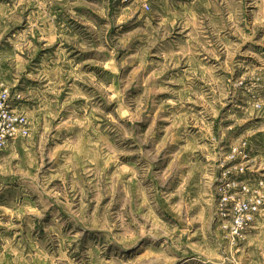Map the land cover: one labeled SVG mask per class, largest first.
Listing matches in <instances>:
<instances>
[{
  "label": "rangeland",
  "instance_id": "1",
  "mask_svg": "<svg viewBox=\"0 0 264 264\" xmlns=\"http://www.w3.org/2000/svg\"><path fill=\"white\" fill-rule=\"evenodd\" d=\"M19 8L28 15L34 14L29 19H24L23 16V21L13 20L9 34H0V93L7 90L19 108L28 105L32 114H35L29 116V119L37 126L29 137L18 139L12 144L16 146V155L10 163L11 147L0 152V184L5 185L0 190V221L6 224L9 219H13L14 223H20L12 215V205L23 204L28 198L24 182L15 168L26 155V141L37 143L47 156L50 150L62 148V144L56 140L57 132L66 134L65 139H71V133L85 125V119L89 125L93 123L92 110L97 107L99 112L94 113L95 124L106 127L107 121L115 127L119 123L123 125L124 131L132 132L131 136L125 137L124 147H117L113 143L115 132L104 137L113 154L119 153L116 156L117 162H131L121 169L124 176L118 179L128 177L129 183H132L130 172L136 167L135 161L140 159L139 153L155 154L156 159L147 179L157 193L156 208L152 212L161 224L168 227L178 224V213L169 208V203L177 206L179 214H183V204L191 200L194 206L187 214L189 217L194 216L199 208L195 204L202 179L199 168L208 164L218 166L222 162V156L234 155V159L224 161L223 168L217 167L213 179L214 188L226 186L230 182L244 184L252 189H259L264 184V107H255L264 101V79H252L246 74L248 68L262 67L257 56L264 59V44L260 42L264 40V27H260L255 18L248 15L253 10L258 13V7L253 5L245 13L244 24L240 27H248L249 30L243 31L241 36L236 35L235 41L231 35V44L240 45L237 53L231 56L232 64L246 62L245 69L236 68L232 71L224 70L232 67L228 63L230 52H225L222 56L212 55L207 61L203 60V56H208L211 48L206 51L201 47L199 51L203 56L196 58L195 66L189 63L192 48L197 42L193 39V28L198 24L201 12L209 11L201 8L197 12L193 7V0H170L169 3L158 0L151 3L149 12L143 11L142 5L135 2L120 5L114 0H21ZM189 9L196 13L195 19L190 21L188 18H177ZM146 21H151L153 28L161 29L159 35L163 36L162 40L156 43L150 40L146 32ZM253 27L256 29L254 32L251 31ZM0 31L3 32L2 28ZM56 34L63 44L60 49L54 44ZM248 36L251 39H244ZM16 43H22V46H16ZM199 43L203 45L204 40L201 39ZM25 44L30 47H25ZM22 49L24 55L20 58ZM243 52L254 55H240ZM22 60H38L42 64L24 69ZM64 60L67 62H63ZM218 63L224 65L220 75L226 77L229 84L235 85L237 81L243 83L234 89L235 96L229 95L225 101L208 108L207 111L214 114L206 116L201 124V114L205 112L206 105L212 103L206 93H210L212 97L219 95L215 86L210 83L213 78L219 79V75L216 72L209 74V70L218 66ZM193 75L199 78L193 79ZM41 76L44 78H37ZM169 80L183 82L166 84ZM165 86L170 87L172 92L156 91ZM249 87L252 88L251 92L247 90ZM28 88L32 90L27 91ZM30 91H35L32 93L34 99L21 98V94L26 97ZM70 95L73 99L69 102ZM42 98L50 104L43 112L40 111L44 107ZM178 101H184L183 106ZM73 113L76 124L74 129H70L68 123L73 119ZM46 120L52 121L51 127L46 125ZM62 124L64 128H61ZM88 132L97 135L92 127H88ZM136 137L148 141L143 149L137 144ZM213 140L216 142L214 150ZM132 145L135 147H131ZM214 155L215 160L212 159ZM40 163L44 168L49 167L48 160H41ZM6 168L12 169L8 175L3 174ZM230 168L235 171L228 172ZM110 172L115 176L112 162L104 166L102 174ZM225 172H228L226 178ZM156 173L164 178L163 187L155 182ZM166 173L171 174L165 176ZM55 184H63V180H53L52 185ZM243 191L244 188L233 189L229 195ZM251 195L249 192V196ZM168 197L171 198L170 201ZM217 199L223 197L217 195ZM104 205L105 201H100L83 207L97 213ZM259 207L264 209V204ZM39 219L46 221L50 217L45 215ZM256 219H261L259 212ZM199 227L195 223L189 224L187 231L181 227L178 235L185 248L171 255L165 253L161 257L157 247H153L151 251L142 250L131 257L113 254L114 247L118 253L135 252V248L120 249L119 245H108L100 255L109 264H119L120 260L128 264L129 259L134 264H227L226 259L215 252L214 248L206 250L203 247L207 234L192 231ZM217 227L214 221L212 230L215 231ZM18 231V228L5 229L0 226V236H3L0 239V264H24V260L18 259ZM260 231L259 227L253 225L244 241L247 247L242 248L237 243L231 247L229 255L234 260H240L246 251L255 249L260 243ZM98 232L99 229L85 231L77 241L79 247L72 245L65 253L66 259L60 260L59 245L53 247L47 244L46 233L41 223H37L33 229V240L39 252L35 248L25 247L23 255L25 259L35 257L32 264H55L57 260H60V264H69V261L73 264H88L82 253L87 252L89 245L97 243ZM166 239L167 236H161L157 244H162ZM5 241L9 242L10 249L5 247ZM248 241L255 243L249 244Z\"/></svg>",
  "mask_w": 264,
  "mask_h": 264
},
{
  "label": "clouds",
  "instance_id": "2",
  "mask_svg": "<svg viewBox=\"0 0 264 264\" xmlns=\"http://www.w3.org/2000/svg\"><path fill=\"white\" fill-rule=\"evenodd\" d=\"M253 5L260 9L258 13L254 10L248 12V9L252 8ZM16 6L20 7L19 4ZM193 7L197 12L201 8L209 10L201 12L198 24L193 28V39L197 42L192 48L189 63L194 66L196 58L203 56L199 49L204 47L206 51L208 50L209 38H211L212 50L208 56H203L204 61H207L209 56L212 55H224L226 39L233 34L241 36L243 31L249 30L248 27L244 29L240 27L244 24L246 12L249 16L255 18L260 27H264V0H250V2H246V0H193ZM177 18L181 20L188 18L191 21V19L196 18V13L189 9ZM255 30L254 27L251 29L253 32ZM146 32L153 43L163 39V36L159 35L161 29L153 28L151 21H146ZM20 39H23V37ZM201 39L204 40L203 45L199 43ZM244 39H251V37H244ZM260 42L264 44V40ZM24 46L30 47L27 44ZM227 47L231 49L228 63L232 67L224 69V65L221 64L209 70V74L216 72L219 75V79L213 78L210 81L219 95L218 97H212L210 93H206L212 103L207 104L205 112L201 114V124H203L206 116L214 114L207 111L208 108L225 101L229 95L235 96L234 89L243 83V81H237L235 85H231L226 77L220 75L221 69L232 71L236 68L245 69L246 67V62L243 61L232 64L231 56L237 53L240 45L227 44ZM240 55L254 54L243 52ZM256 58L261 61L262 67L259 69L248 68L246 74L249 78L261 80L264 79V59L259 56ZM37 78L42 79L44 77ZM198 78L193 75V79ZM182 82L181 80H169L166 84L171 85ZM188 90L190 89H186V91ZM247 90L251 92L252 88L249 87ZM156 91L172 92V89L165 86L157 88ZM195 94L193 93V95ZM173 95H177V93H173ZM21 98L31 100L35 97L32 93H29L26 97L21 94ZM3 99H8L7 93L3 94ZM68 99L70 102L73 97L70 95ZM200 99H203V97H200ZM42 103L44 107L40 111L43 112L50 107V104L43 98ZM52 103H55V101ZM178 103L183 106L184 101H178ZM255 107H264V101L256 104ZM3 109L4 104L0 103V116H5V123H7V114L2 111ZM121 110L123 111V108ZM69 111H72V109H69ZM95 112H99L98 107L92 110L93 123L89 125L87 119H85V125L78 131H73L71 139H65L66 134L62 135L57 132L56 140L62 144V148L54 151L50 150L47 156L38 147L37 143L32 140L26 141V155L15 165V168L24 182L28 198L23 204L14 203L12 205L14 209L12 215L20 223H14L13 219H9L6 224L0 221V226L5 229H19L16 233L20 237L19 242H16V247L20 249L18 259L24 260V264H32L35 257L25 259L23 255L24 248H35L39 252V248L33 240V229L37 223H41L46 233L47 244L53 247L59 245L60 260L66 259L65 253L72 245L75 244L79 247L77 241L84 235L85 231L99 229L97 243L89 245L87 252L82 253L86 256L88 264H109L100 255L108 245H119L120 249L135 248V252L132 253H118V250L115 247L113 248V254H122L128 257L135 256L142 250L151 251L153 247L159 249L161 257L165 253L171 255L174 252H179L185 248L178 235L179 229L183 227L187 231L188 225L195 223L200 227L192 229V231L207 234L203 247L206 250L209 247L214 248L215 252L220 253L226 259L227 264H242V262L243 264H264V239H261L264 238V209L259 207L264 204V184L259 189L248 188L246 185L237 184L236 182L227 183L223 187H213L217 167L223 168V162L234 159V155L222 156V162L218 166L215 164L200 166L199 171L202 179L197 189L199 196L195 201V204L199 205L197 212L193 217L188 216V211L194 206L191 200L187 204L181 202L184 208L183 214H179L177 206L169 203V208L178 213L176 217L178 224L168 227L159 223L152 212V209L156 208L157 193L147 178L152 163L156 159L155 154L153 152L139 153L140 159L135 161L136 167H133L130 172L132 183H129L128 177L118 179V177L124 176L121 169L131 162H117L116 156L119 153L113 154L112 148L104 137L110 135L111 132H115L116 136L113 137V143L117 147H124L125 137L131 136L132 132L131 130L124 131L123 125L119 123L115 127L107 121H105L106 127L95 124ZM56 114L58 115L59 112L57 111ZM31 115L35 114L20 112L14 114L10 119L13 122L20 119L23 124H32L29 133H34L37 125L29 119ZM231 118L234 119V117ZM101 119H103V115H101ZM116 119L118 121L119 117ZM51 124L52 121L46 120L47 126L51 127ZM75 124V113H73V119L69 121L68 127L74 129ZM88 127H92L97 135H91L88 132ZM61 128H64L63 124ZM100 133H103V135H100ZM208 139H211V136H208ZM136 142L141 149L148 143L142 137H136ZM0 143H4L2 135H0ZM215 145L216 142L213 140V150ZM4 146L6 148L11 147L12 157L9 159L10 163L11 159L15 158L16 146L7 144ZM131 147H135V145ZM212 159L215 160L216 156H212ZM41 160H48L49 167L44 168L40 163ZM109 162L114 164L115 176L111 172L102 174L104 166ZM11 171V168H6L3 174L8 175ZM233 171L235 170L228 169V172ZM228 172L224 173L225 178L228 176ZM170 174L166 173L165 176ZM154 176L155 182H159L163 187L164 178L158 173ZM58 178L63 180V184L52 185V181ZM50 185L52 186L50 187ZM4 187L5 185L0 184V190ZM237 188H244V191L229 195L231 190ZM249 192L252 193L251 196H249ZM217 195L222 196L223 199H217ZM167 199L170 201L171 198L168 197ZM100 201H105V205L103 208L98 209L97 213H92L83 207V205H95ZM35 209H39V211H35ZM257 212L260 214V220L256 219ZM45 215L49 216L50 219L41 221L39 218ZM214 221L218 225L215 231L212 230ZM169 224H171V221ZM253 225L261 229L258 236L260 243L256 245L255 249L246 251L240 260H234L229 255L231 247L239 243L242 248H246L247 244L244 241L247 239V234ZM161 236H167V239L162 244H157ZM236 237H239V239H236ZM0 239H3V236H0ZM142 240L143 243H140ZM248 243H255V241H248ZM5 247L10 249L8 241H5ZM60 260H57L55 264H60ZM69 264H73V262L69 261ZM119 264H124V261L120 260ZM128 264H134V262L129 259Z\"/></svg>",
  "mask_w": 264,
  "mask_h": 264
},
{
  "label": "crops",
  "instance_id": "3",
  "mask_svg": "<svg viewBox=\"0 0 264 264\" xmlns=\"http://www.w3.org/2000/svg\"><path fill=\"white\" fill-rule=\"evenodd\" d=\"M160 2H163L164 0H159ZM170 0H166L167 3H169ZM135 3L137 4H140L143 5L144 4H149L151 6V3H156L158 2V0H134ZM19 4L21 5V0H11V1H0V8L2 9V11L0 12V21H1V25L0 28H2L3 32L1 33L0 31V34H6V36L9 34V32L11 31V24L13 20H22L23 21V16H24V19H29L30 15L32 16V14L28 15L26 12L23 11L22 8H19L17 6H9L10 4ZM7 29L9 30L7 32ZM7 32V33H6ZM25 33V31L23 32ZM20 36H22V33L20 34ZM57 36L58 34L55 35V39H54V44H56V46H58V48L60 49V47H62L63 44L60 43V40L57 39ZM235 38H236V35L233 34V39L235 41ZM22 40V39H21ZM225 50H224V53L225 52H230L231 49L227 47V44H231V36L228 37L225 41ZM235 44V43H234ZM16 46H22V43L18 44L16 43ZM203 50H205L204 47H202ZM208 48H211L212 49V46L211 44H209ZM20 58H23V49L21 50L20 52ZM70 60V59H69ZM35 60H22V66L24 69H27V68H31L32 66H38V64H42V62H38V60L36 62H34ZM63 62H67L66 60H64ZM71 62V61H69ZM220 65V63H218ZM27 71V70H25ZM6 76V75H5ZM25 78H27V80H29L30 78L27 76H25ZM30 81V80H29ZM33 82V81H32ZM73 82H76V80H74ZM29 90H32V88H28L27 91ZM35 91H30V93H34ZM20 110L22 112H25V113H32V111L30 110L29 106L25 105L23 107L20 108Z\"/></svg>",
  "mask_w": 264,
  "mask_h": 264
},
{
  "label": "built area",
  "instance_id": "4",
  "mask_svg": "<svg viewBox=\"0 0 264 264\" xmlns=\"http://www.w3.org/2000/svg\"><path fill=\"white\" fill-rule=\"evenodd\" d=\"M115 2L119 3L120 5H129L134 2V0H114ZM151 10V6L149 4L143 5V11L149 12ZM7 93V100L3 99V94ZM0 103L4 104V109L2 110L7 114L8 122L5 123V116H0V135L3 136V142L0 143V152L6 150L9 147H5L4 145H12L18 139H24L29 137V129L30 124H23L22 120L17 119L14 122L11 121V117L16 114L22 112L20 108L14 104L13 98L11 97L10 93L5 90L0 93ZM251 223V222H249Z\"/></svg>",
  "mask_w": 264,
  "mask_h": 264
}]
</instances>
